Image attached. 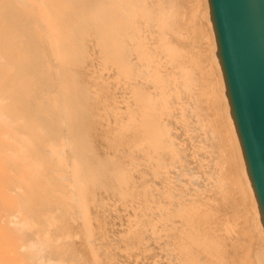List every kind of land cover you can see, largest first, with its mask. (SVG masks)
Returning a JSON list of instances; mask_svg holds the SVG:
<instances>
[{
  "label": "bare ground",
  "instance_id": "1",
  "mask_svg": "<svg viewBox=\"0 0 264 264\" xmlns=\"http://www.w3.org/2000/svg\"><path fill=\"white\" fill-rule=\"evenodd\" d=\"M0 264H264L207 0H0Z\"/></svg>",
  "mask_w": 264,
  "mask_h": 264
},
{
  "label": "water",
  "instance_id": "2",
  "mask_svg": "<svg viewBox=\"0 0 264 264\" xmlns=\"http://www.w3.org/2000/svg\"><path fill=\"white\" fill-rule=\"evenodd\" d=\"M227 111L264 234V0H207Z\"/></svg>",
  "mask_w": 264,
  "mask_h": 264
}]
</instances>
